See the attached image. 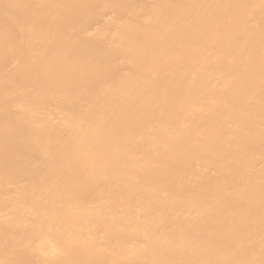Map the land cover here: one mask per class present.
<instances>
[{
	"label": "bare ground",
	"instance_id": "bare-ground-1",
	"mask_svg": "<svg viewBox=\"0 0 264 264\" xmlns=\"http://www.w3.org/2000/svg\"><path fill=\"white\" fill-rule=\"evenodd\" d=\"M0 264H264V0H0Z\"/></svg>",
	"mask_w": 264,
	"mask_h": 264
}]
</instances>
